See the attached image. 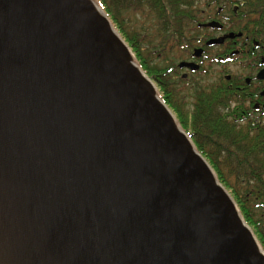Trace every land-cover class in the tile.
I'll return each mask as SVG.
<instances>
[{
  "label": "water",
  "instance_id": "obj_1",
  "mask_svg": "<svg viewBox=\"0 0 264 264\" xmlns=\"http://www.w3.org/2000/svg\"><path fill=\"white\" fill-rule=\"evenodd\" d=\"M0 264H264L94 0H0Z\"/></svg>",
  "mask_w": 264,
  "mask_h": 264
},
{
  "label": "trees",
  "instance_id": "obj_2",
  "mask_svg": "<svg viewBox=\"0 0 264 264\" xmlns=\"http://www.w3.org/2000/svg\"><path fill=\"white\" fill-rule=\"evenodd\" d=\"M106 13L114 28L136 54L137 64L156 81L160 96L174 111L179 125L192 139L197 150L208 160L219 181L236 202L249 193H264V140L261 128L254 130L249 122L239 125L224 110L228 101L237 98L228 85L206 84L194 93L193 107L187 111L184 99L170 90L167 67L151 66L141 50L144 39L125 30V15L140 12L153 20L156 42L152 47L166 58L172 46L184 41L183 35L199 20L203 7L195 0H94ZM216 1V0H215ZM216 3V2H215ZM242 20L252 17L253 26L264 27V0H242ZM245 29V28H244ZM148 54L152 53L148 50ZM240 95V94H238ZM258 132V133H256ZM260 132V133H259ZM245 220L249 217L242 211ZM264 247V245H262Z\"/></svg>",
  "mask_w": 264,
  "mask_h": 264
},
{
  "label": "flooded vegetation",
  "instance_id": "obj_3",
  "mask_svg": "<svg viewBox=\"0 0 264 264\" xmlns=\"http://www.w3.org/2000/svg\"><path fill=\"white\" fill-rule=\"evenodd\" d=\"M196 3H203L200 19L185 32L182 44L166 52L169 85L178 82L192 85L191 77L204 79V75L219 67L213 84L228 85L238 96L228 101L224 112L239 125L251 122L255 131L261 128L264 140V27L253 26L256 22L252 17L244 25L248 19L241 17L242 0ZM211 22L219 26H208ZM214 39L222 40L210 43ZM238 205L241 213L249 217L251 224H248L261 246L264 245V193H249Z\"/></svg>",
  "mask_w": 264,
  "mask_h": 264
},
{
  "label": "rangeland",
  "instance_id": "obj_4",
  "mask_svg": "<svg viewBox=\"0 0 264 264\" xmlns=\"http://www.w3.org/2000/svg\"><path fill=\"white\" fill-rule=\"evenodd\" d=\"M199 0H195L197 2ZM204 1V0H203ZM199 6L203 5V3H199ZM125 30L130 33H138V37L144 39L141 43V50L145 54V57L147 60H149V64L151 66H159L165 67L167 66V61L164 59L163 56L158 55L157 49L152 47V45L156 42L155 38V31L153 30V20L150 18H147L140 12H129L125 15ZM134 59H136V54L133 52L132 48H130ZM148 50L154 54V56H151L148 54ZM177 50V48H176ZM174 53H177L174 51ZM171 55H168L167 58H170ZM219 71V67H215L214 70L211 71L210 75H204V79L199 78V76H193L190 80V84H184L181 82L175 83V85H169L170 90L173 91L177 96L184 99V105L185 109L189 111L193 107V101H194V93L198 87L205 86L206 84H212L214 79L218 77L217 72ZM153 82L156 85L157 93L160 95V88L155 80ZM171 109V108H170ZM171 111L174 113V111L171 109ZM174 115H176L174 113ZM176 117V116H175Z\"/></svg>",
  "mask_w": 264,
  "mask_h": 264
}]
</instances>
